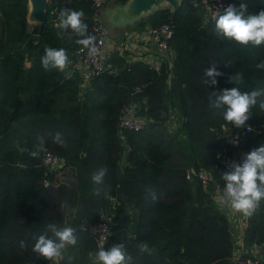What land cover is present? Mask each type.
<instances>
[{
  "label": "trees",
  "instance_id": "obj_1",
  "mask_svg": "<svg viewBox=\"0 0 264 264\" xmlns=\"http://www.w3.org/2000/svg\"><path fill=\"white\" fill-rule=\"evenodd\" d=\"M108 1L124 5L128 0ZM241 2L249 13L264 9V0L232 4L239 7ZM63 8L82 9L90 30L89 0H47L43 23L29 31L26 0H0V264L47 263L31 247L49 223L71 226L79 237L57 264H91L98 249L87 227L102 217L108 219L109 233L101 247L124 244L134 264H235L231 218L214 196L224 187L220 178L229 171L225 162L239 163L243 154L264 144V112L255 106L247 122L254 131L230 145L222 135V128L230 125L219 112L213 115L209 96L232 87L242 92L264 89V75L255 68L264 58V46L245 49L218 38L199 7L179 0L176 11L152 10L140 24L172 28L167 64L155 71L114 51L107 57L108 69L80 95L76 73L41 66L45 47L65 48L69 59L79 47L70 32L58 35L54 27ZM213 63L224 75L217 77L216 86L205 85L204 72ZM238 72L242 80L229 83ZM122 105L134 108L142 129L117 128ZM170 108L180 116V137H159L152 124ZM56 132L63 134L65 146L52 143L48 134ZM38 135L48 137L44 151L63 160L57 170L47 171L41 155L32 158L23 151L33 149ZM68 165L81 170L65 171ZM102 167L108 171L104 183L96 185L91 177ZM201 171L206 185L197 177ZM58 174H66V182L53 184ZM20 241L27 250L19 249ZM140 242H147L153 254H139ZM261 245L264 201L246 218L241 238L246 251ZM256 264H264V254Z\"/></svg>",
  "mask_w": 264,
  "mask_h": 264
},
{
  "label": "clouds",
  "instance_id": "obj_2",
  "mask_svg": "<svg viewBox=\"0 0 264 264\" xmlns=\"http://www.w3.org/2000/svg\"><path fill=\"white\" fill-rule=\"evenodd\" d=\"M36 23L35 21H33ZM205 25L214 24V31L218 38L229 43H236L248 49L258 50L264 46V9L258 13H249L246 3L241 2L239 7L229 4L221 11H215L210 17L204 20ZM54 27L59 30V34L70 32L75 38L74 43L79 46L81 53H87L89 58H94L99 53L97 36L89 33L88 25L85 22V13L81 10L63 8L59 11ZM67 50L65 48L45 47L41 57V66L45 71H57L65 73L70 65ZM255 68L264 75V58H259V63ZM224 73L218 71V65L213 63L204 72L203 83L205 85H217V77ZM242 74L236 73L229 77L231 84L239 83ZM264 96V89L242 92L238 87L224 89L220 92H212L209 96V109L215 110L222 115L223 120L237 129H246L253 132L254 129L247 122L252 118V109L259 105V109L264 112V100L259 98ZM52 143L61 147L65 146L62 133H49ZM48 137L38 135L33 149L25 147L24 152L32 158H39L41 152L45 150ZM107 168H100L92 174V181L96 185H102L107 174ZM224 187L221 189L220 200L236 213L246 217H252L264 201V144L243 154L239 163L232 162L229 171L225 172L221 178ZM99 194V190H97ZM152 199H156L152 193ZM61 207H66L62 204ZM104 231V227L101 232ZM79 237L76 229L71 226L58 227L56 224L45 225L43 232L35 238V243L31 251L38 260H44L56 264L62 260L64 251L68 247H76ZM25 241L19 242L21 251L27 250ZM139 254L152 255L154 249L149 247L147 242H140L137 245ZM92 264H134L133 257L127 252L125 245L114 243L109 248L101 247L95 253Z\"/></svg>",
  "mask_w": 264,
  "mask_h": 264
},
{
  "label": "built area",
  "instance_id": "obj_3",
  "mask_svg": "<svg viewBox=\"0 0 264 264\" xmlns=\"http://www.w3.org/2000/svg\"><path fill=\"white\" fill-rule=\"evenodd\" d=\"M108 0H89L90 8L92 10V27L89 30V33L97 36V45L99 48V53L94 58H89L86 51L81 53L79 47L72 52V58L77 64L75 72L79 77L80 86L83 88L87 87L86 85L95 77L100 75L106 69H108L106 61L109 55V51L106 50L105 42V33L99 23L98 13L101 11L102 7ZM193 6L199 7L205 17H210L211 14L215 11H222L227 8L229 4H232L233 0H190ZM172 35V28L167 25H159L157 27L149 28L148 30V40L156 47L158 54L146 61V65L149 69L158 70V67L161 63L167 60L168 56V47L167 41ZM107 46V45H106ZM113 50V49H112ZM111 50V51H112ZM134 108L130 105H122L119 111L117 128L119 130L127 131H138L143 127V120L139 117L134 116ZM223 138L230 145H235L245 132H248L246 129H237L234 126L230 125L226 130H222ZM40 164L47 171H52L63 165V160L58 157L55 153L50 151H43L40 157ZM229 167V162H225V168ZM197 177L201 180L203 185H206L208 178L201 171L197 174ZM44 187L48 186L46 180L42 181ZM228 215L231 218L230 214H235L228 206ZM227 215V216H228ZM247 218V217H246ZM104 227V231L101 232V229ZM87 232L89 237L93 240L96 249H99L107 240L109 233V223L106 217L100 218L96 223L90 224L87 227ZM233 262L235 264H256L257 260L253 256H247L244 253H234ZM37 264H51L47 263H37Z\"/></svg>",
  "mask_w": 264,
  "mask_h": 264
},
{
  "label": "crops",
  "instance_id": "obj_4",
  "mask_svg": "<svg viewBox=\"0 0 264 264\" xmlns=\"http://www.w3.org/2000/svg\"><path fill=\"white\" fill-rule=\"evenodd\" d=\"M112 5V6H111ZM124 5H117L111 1H108L105 7L103 8L102 12L99 14V18L101 17L102 14L104 16L108 17L109 21L111 22L110 24L113 27H116V29L123 30L124 34V42H123V48H118L120 45V42L116 43V50L119 55L123 56V58L126 61H139L142 62L143 64L146 63L147 60L150 58L154 57L156 54H158L156 47L148 40V30L149 26L147 24L145 25H140V24H134L135 29L130 30V25H128V22L125 21H119V20H111L113 18H116L120 12L123 11ZM107 9H110L109 12L107 13ZM120 22V23H119ZM106 41V40H105ZM119 41V39L117 40ZM112 42H107V46H112ZM172 55L168 53L167 60L166 62H169L171 59ZM167 64V63H166ZM77 64L75 63V68ZM220 195L221 192L216 191V195L214 196L215 202L217 203V206L220 207V209L227 215L228 210L225 204H223L220 200ZM231 219H229V226L230 229L236 228L238 229V232L240 233L238 237L232 234L233 239L235 241V250L233 254L236 253H248L250 256H252V253L256 252V248L261 247L264 249V245L261 246H252L249 248L247 251L244 250L241 246V238L243 234V230L245 227V216L239 213L235 214H230ZM242 226V227H241ZM92 257V261H93ZM91 261V264H92ZM233 261V258H232ZM57 264V262H56Z\"/></svg>",
  "mask_w": 264,
  "mask_h": 264
},
{
  "label": "rangeland",
  "instance_id": "obj_5",
  "mask_svg": "<svg viewBox=\"0 0 264 264\" xmlns=\"http://www.w3.org/2000/svg\"><path fill=\"white\" fill-rule=\"evenodd\" d=\"M108 2V1H107ZM107 2L105 3V5L107 4ZM105 5L102 7L101 11L98 13V17H99V14L102 12L103 8L105 7ZM112 6V5H111ZM161 8H167L169 9V7L165 4H161L157 9H161ZM107 13L109 12L110 9H107ZM147 14L146 15H142L141 17L135 19V20H131L130 22H128V25H130V30L131 29H135L134 28V24H141V23H144L145 21V18H146ZM115 18L111 19V20H114ZM99 23L105 33V42H106V45H107V42H112L113 45L112 46H106V50L109 51V54L114 52V51H117L116 50V43L117 42H120V45L118 48H123V42H124V34H123V30H120V29H116V27H113L108 19V17L104 16V14L101 15V17L99 18ZM120 23V22H119ZM33 26V24H27V30L29 31ZM119 39V41H117ZM113 49V50H112ZM112 50V51H111ZM71 63L66 71L67 74H71V73H76L75 70V61L73 58L70 59ZM77 71V70H76ZM77 74V73H76ZM79 86V92H80V95H83V92H84V89L83 86H80V83L78 84ZM89 83L86 85L88 86ZM161 116V120L160 121H157V122H154L152 125H153V128L155 129V134L159 137H162L160 134L162 133H169L170 135H177L178 137H180V134L178 132V128H179V122H180V116L179 114L177 113V111L174 109V108H170V110L167 112V113H161L160 114ZM222 130H226V128H222ZM223 135V134H222ZM123 158H124V155L121 154L120 156V159H119V163L120 164H123ZM68 168H72L73 172H79L81 170L80 167H74V166H69L66 167L65 171L68 169ZM54 170V169H53ZM57 170V169H55ZM212 173L214 172H211V175H213ZM56 179V178H55ZM67 176L65 174H61L59 175L58 174V177H57V181L53 184H57V183H64L66 182L67 180ZM127 213H130L129 210H127ZM245 220H246V216H245ZM243 222L245 223V221L243 220ZM242 227V226H241ZM230 232L238 237L239 236V232H238V229L234 228L233 229H230ZM245 254V253H244ZM253 257L256 259V260H259L263 254H264V249H262L261 247H258L256 248V252L255 253H252ZM246 255V254H245ZM250 256V255H249Z\"/></svg>",
  "mask_w": 264,
  "mask_h": 264
},
{
  "label": "water",
  "instance_id": "obj_6",
  "mask_svg": "<svg viewBox=\"0 0 264 264\" xmlns=\"http://www.w3.org/2000/svg\"><path fill=\"white\" fill-rule=\"evenodd\" d=\"M47 0H26L25 21L27 24L39 26L43 23ZM161 4L169 7L170 12H174L179 7V0H128L124 9L115 18L125 22L135 20L142 15H148L152 10L157 9ZM35 21L36 23H34Z\"/></svg>",
  "mask_w": 264,
  "mask_h": 264
}]
</instances>
